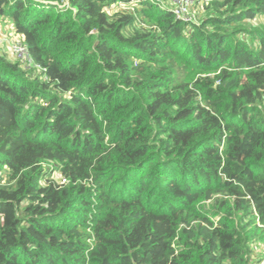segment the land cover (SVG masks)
Instances as JSON below:
<instances>
[{
    "label": "trees",
    "instance_id": "16d2710c",
    "mask_svg": "<svg viewBox=\"0 0 264 264\" xmlns=\"http://www.w3.org/2000/svg\"><path fill=\"white\" fill-rule=\"evenodd\" d=\"M57 1L0 0V264H252L264 0Z\"/></svg>",
    "mask_w": 264,
    "mask_h": 264
},
{
    "label": "rangeland",
    "instance_id": "374dc122",
    "mask_svg": "<svg viewBox=\"0 0 264 264\" xmlns=\"http://www.w3.org/2000/svg\"><path fill=\"white\" fill-rule=\"evenodd\" d=\"M60 5L61 7H68V0H61L60 2H54V5ZM198 20V19H197ZM198 22V21H197ZM256 25H264V19H260L256 22ZM22 42L20 35H16L13 24L9 19H0V46L3 53L10 59H18L23 62H28L27 57L18 58L14 56L12 46ZM205 77V76H203ZM213 77V76H211ZM58 180L60 177H56ZM1 200H9V196L2 194L0 195ZM251 262L252 264H264V241H256L252 247Z\"/></svg>",
    "mask_w": 264,
    "mask_h": 264
},
{
    "label": "built area",
    "instance_id": "2783aa9c",
    "mask_svg": "<svg viewBox=\"0 0 264 264\" xmlns=\"http://www.w3.org/2000/svg\"><path fill=\"white\" fill-rule=\"evenodd\" d=\"M175 6V13L177 19L185 22H197L196 12L198 9L208 5L213 0H169ZM14 56L18 58L27 57L29 59L28 50L24 42L13 44L12 46ZM63 183H67L65 179H62Z\"/></svg>",
    "mask_w": 264,
    "mask_h": 264
}]
</instances>
